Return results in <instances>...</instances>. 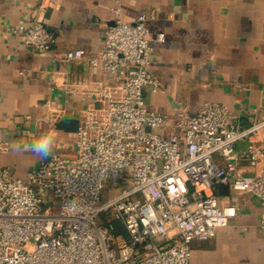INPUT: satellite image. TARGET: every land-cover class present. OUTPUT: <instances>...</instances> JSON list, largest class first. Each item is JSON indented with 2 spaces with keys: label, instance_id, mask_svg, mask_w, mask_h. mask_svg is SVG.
<instances>
[{
  "label": "built area",
  "instance_id": "2783aa9c",
  "mask_svg": "<svg viewBox=\"0 0 264 264\" xmlns=\"http://www.w3.org/2000/svg\"><path fill=\"white\" fill-rule=\"evenodd\" d=\"M113 13L100 54L86 58L77 48L63 57L87 59L105 76L89 86L94 99L82 111L74 155L53 151L26 178L0 169V264H191L192 242L213 238L240 211L206 189L228 184L264 203V113L242 127L226 106L207 101L194 112L181 107L177 132L164 135L173 122L146 103L148 89H161L147 17L130 23L121 8ZM12 30L39 52L56 43L35 15ZM50 121L53 130L57 116ZM250 136L260 137L243 152L260 168L252 176L238 168L236 149ZM106 184L118 192L102 201Z\"/></svg>",
  "mask_w": 264,
  "mask_h": 264
},
{
  "label": "crops",
  "instance_id": "0c3cea01",
  "mask_svg": "<svg viewBox=\"0 0 264 264\" xmlns=\"http://www.w3.org/2000/svg\"><path fill=\"white\" fill-rule=\"evenodd\" d=\"M117 7L127 22L147 17L150 68L161 89H148L146 103L173 122L161 133L177 132L174 122L181 107L194 112L207 101L226 106L230 121L242 127L261 119L264 0H0V144L6 147L0 151V169L26 178L40 161L31 143L49 131L52 115L57 116L54 151L74 155L82 111L94 99L89 86L105 76L87 59L63 57L77 48L85 50L86 58L100 54ZM34 15L56 35L47 52L30 47L23 32L12 30ZM159 33L165 34L162 42ZM259 139L250 136L236 144L238 168L246 175L260 171L243 153ZM206 192L240 211L213 238L192 242L191 264H264V203L228 184Z\"/></svg>",
  "mask_w": 264,
  "mask_h": 264
},
{
  "label": "clouds",
  "instance_id": "9594fccd",
  "mask_svg": "<svg viewBox=\"0 0 264 264\" xmlns=\"http://www.w3.org/2000/svg\"><path fill=\"white\" fill-rule=\"evenodd\" d=\"M55 130H49L46 133L40 134L31 143V152L33 155L37 156L39 160H45L53 154L55 149Z\"/></svg>",
  "mask_w": 264,
  "mask_h": 264
},
{
  "label": "rangeland",
  "instance_id": "374dc122",
  "mask_svg": "<svg viewBox=\"0 0 264 264\" xmlns=\"http://www.w3.org/2000/svg\"><path fill=\"white\" fill-rule=\"evenodd\" d=\"M111 186V185H110ZM120 187V186H119ZM118 192V188L114 187H109L108 184L104 185L102 189V201L108 200L110 197H112L113 194H116ZM105 213L100 215L99 221L104 219ZM111 232H113L111 230ZM117 231H114L116 233Z\"/></svg>",
  "mask_w": 264,
  "mask_h": 264
}]
</instances>
